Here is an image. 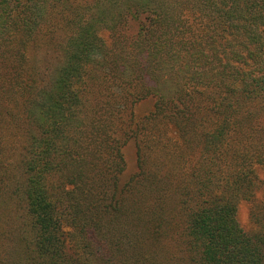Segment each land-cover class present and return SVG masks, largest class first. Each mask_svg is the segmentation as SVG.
<instances>
[{
	"label": "trees",
	"instance_id": "16d2710c",
	"mask_svg": "<svg viewBox=\"0 0 264 264\" xmlns=\"http://www.w3.org/2000/svg\"><path fill=\"white\" fill-rule=\"evenodd\" d=\"M101 2L0 0V264H264V0Z\"/></svg>",
	"mask_w": 264,
	"mask_h": 264
},
{
	"label": "rangeland",
	"instance_id": "374dc122",
	"mask_svg": "<svg viewBox=\"0 0 264 264\" xmlns=\"http://www.w3.org/2000/svg\"><path fill=\"white\" fill-rule=\"evenodd\" d=\"M110 5V0H102L101 4H100V8H104ZM126 155L128 158V162H129V168L131 170H134L135 168V158H134V150L132 147H129L126 150ZM251 213V205L249 202H243L240 206H239V214H238V218L240 219V222L243 226L246 227H251L250 225V214Z\"/></svg>",
	"mask_w": 264,
	"mask_h": 264
}]
</instances>
